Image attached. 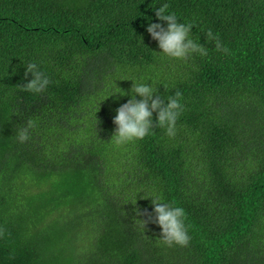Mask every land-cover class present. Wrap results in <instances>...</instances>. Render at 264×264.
I'll return each mask as SVG.
<instances>
[{"label":"trees","instance_id":"obj_1","mask_svg":"<svg viewBox=\"0 0 264 264\" xmlns=\"http://www.w3.org/2000/svg\"><path fill=\"white\" fill-rule=\"evenodd\" d=\"M165 3L207 56L160 52ZM33 62L43 93L20 87ZM132 83L182 93L174 137L114 142ZM155 196L187 247L137 220ZM0 228V264H264V0H0Z\"/></svg>","mask_w":264,"mask_h":264},{"label":"clouds","instance_id":"obj_2","mask_svg":"<svg viewBox=\"0 0 264 264\" xmlns=\"http://www.w3.org/2000/svg\"><path fill=\"white\" fill-rule=\"evenodd\" d=\"M169 7L165 3L155 11L156 18L166 22V27L161 23H150L146 29L151 38L157 41L160 52L175 59H188L193 54L207 56L208 49L191 36V29L194 25L178 22L176 14L169 12ZM206 35L209 41L215 42L217 51L230 54V50L222 45L218 35H214L211 30ZM29 73L32 78L20 87L28 92L43 93L50 84L49 77L34 62L27 64L25 77ZM123 95H130L131 98L115 110L113 124L116 127L112 137L117 145L141 140L149 135L154 127L165 129V134L169 137L176 135V123L184 111V106L180 102L182 99L180 91H176L174 96H169L165 100L150 84L132 83L131 94L123 93ZM136 96L140 99H136ZM153 113L156 114L155 122H153ZM33 127H35V121L28 120L27 126L18 133L19 142L24 143L30 139L29 129ZM150 198L151 213L146 209L136 210L138 216L146 217L144 220L137 219L141 226L144 228L148 223H155L161 229L160 239L164 245L187 247L191 236L189 226L185 223V210L164 202L162 196ZM3 235L4 229L0 228V237Z\"/></svg>","mask_w":264,"mask_h":264}]
</instances>
